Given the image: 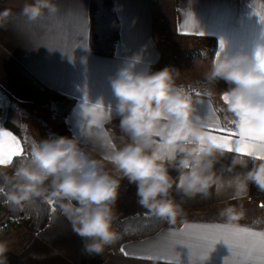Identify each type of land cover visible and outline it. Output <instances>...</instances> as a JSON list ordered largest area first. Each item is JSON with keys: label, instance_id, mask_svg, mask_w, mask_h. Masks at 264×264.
<instances>
[{"label": "crops", "instance_id": "1", "mask_svg": "<svg viewBox=\"0 0 264 264\" xmlns=\"http://www.w3.org/2000/svg\"><path fill=\"white\" fill-rule=\"evenodd\" d=\"M120 24V39L113 56L93 53L89 44L90 0H54L61 9L59 18H45L35 25L26 23L19 13L26 0H0V11L12 9L14 15L7 28H0V85L15 98L31 103L49 100L54 92H60L76 99L67 123L82 149L93 158L103 160L109 170L107 157L110 150L102 146L98 136L101 130L112 134L115 144L123 146L128 137L119 128L120 116L116 111L117 98L111 87L119 69L134 64L136 71H150L155 59L153 40L156 25L157 0H114ZM172 6L174 33L179 36L212 37L216 49L209 57L220 54L244 53L255 58V52L264 48V0H169ZM191 14L192 22L189 21ZM204 35H196L195 32ZM191 33V34H185ZM224 42L223 50L220 48ZM221 89L218 94L220 95ZM199 115L207 122L209 116L219 120L221 128H231L222 123L221 112L215 102V93L209 95L196 92L190 95ZM101 105L103 116L99 125L92 123L86 109ZM110 109V113L108 112ZM0 129L10 131L0 125ZM233 130V128H231ZM21 147L25 142L10 131ZM214 135L224 133L214 131ZM239 156L236 152H225L214 165L220 177L218 185L210 189L207 198H188L179 187V173L175 168L169 172L177 178V186L172 190L173 198L180 203L183 213L175 223L163 226L156 233L138 239H130L112 245L106 255L88 254L84 251V241L72 231L69 222L59 210L51 207L48 224L28 242L20 247H11L8 264H169L170 256L156 255L173 238L184 236L198 226L226 225V217L221 211L227 207L237 210H256L259 216L241 218L228 227L248 228L252 232H264V191L254 183L237 194L236 184L244 180L251 168L233 165ZM136 186L122 181L117 202V219L139 212L147 213L137 203ZM259 237L249 238V245ZM180 264H190V250L183 245L176 246ZM127 253V254H126ZM153 255L149 260L143 257ZM231 252L226 244L219 242L206 264H231ZM258 256V250L254 257ZM249 264H260L259 260Z\"/></svg>", "mask_w": 264, "mask_h": 264}, {"label": "clouds", "instance_id": "2", "mask_svg": "<svg viewBox=\"0 0 264 264\" xmlns=\"http://www.w3.org/2000/svg\"><path fill=\"white\" fill-rule=\"evenodd\" d=\"M60 13L54 0H30L19 15L35 25L45 18H59ZM13 15L9 8L0 11V28H7ZM256 52L254 59L244 53L220 54L212 58L203 78L210 86L220 81L229 85L220 94L221 122L238 132L241 140L264 143V70L258 68ZM177 75L171 67L136 71L133 63L119 69L111 87L121 117L119 128L128 142L117 146L108 130H101L98 136L110 150L107 161L111 170L103 160L85 152L75 137L33 140L28 155L11 175L0 167V194L6 195L5 202L21 211L36 201L54 202L72 231L83 239L88 254L103 253L120 238L114 222L125 179L136 186L139 206L175 223L183 208L173 198L177 178L169 169L179 173V187L186 197L207 198L210 189L220 183L213 169L226 152L210 138L204 118L195 115L191 96L176 86ZM249 159L252 166L242 183L247 188L252 182L264 191V160L236 158L233 165L247 167ZM221 215L229 226L243 218L244 210L228 207ZM260 244V240L253 241L231 264H249ZM10 250V241L0 239V264H8ZM211 253L199 250L194 259L189 257L190 264H206Z\"/></svg>", "mask_w": 264, "mask_h": 264}, {"label": "trees", "instance_id": "3", "mask_svg": "<svg viewBox=\"0 0 264 264\" xmlns=\"http://www.w3.org/2000/svg\"><path fill=\"white\" fill-rule=\"evenodd\" d=\"M197 38L205 39L208 43L203 44L205 48L198 46L194 50V55L201 59L211 56L216 49V40L209 36ZM119 39L120 24L116 14L115 1L90 0L89 44L93 53L102 56H113L117 50ZM43 103H50L55 110L52 118L54 130L49 132L47 137L43 139H54L59 136L75 137L68 126L67 118L76 103V99L60 92H54L49 100ZM43 103L39 105H43ZM31 105L38 106V103L21 101L9 94L0 85V125L18 135L25 144L28 136L22 131L23 120L26 118L24 107ZM29 150L30 148L26 147V155H28ZM21 159L23 157H15L13 164L10 167H4V170L11 175ZM5 200L6 195L0 194V217H2L0 224L3 225L0 231L8 233L7 226H10L11 229L22 227L29 238L37 235L48 224L51 207L55 206L58 209L54 202L50 204L36 201L32 205L26 206L23 211L14 210ZM169 223L166 219L144 212L119 218L114 222V229L118 232L120 238L113 245H118L130 239L150 236Z\"/></svg>", "mask_w": 264, "mask_h": 264}, {"label": "rangeland", "instance_id": "4", "mask_svg": "<svg viewBox=\"0 0 264 264\" xmlns=\"http://www.w3.org/2000/svg\"><path fill=\"white\" fill-rule=\"evenodd\" d=\"M30 2V0H26ZM155 54L154 61L150 64V72H156L164 67H171L178 71L175 83L176 86L185 90L188 95L194 92H203L209 94V90L215 93V102L217 106L222 105V98L218 92L223 88L229 87L224 81L218 82L215 86L208 85L204 78L203 73L210 65V59L205 57L201 59L194 55V50L199 46L205 48V39L192 38L187 36H179L174 33L172 23V6L169 0H157L156 2V25L154 33ZM208 43V42H206ZM225 91V90H224ZM47 102V101H44ZM43 103V102H41ZM40 104V103H39ZM38 106L24 107L26 118L23 120L22 131L28 136L26 146L30 148L33 140H39L47 137L48 133L54 130L52 118L54 115V107L50 103ZM223 117V113L221 112ZM228 208V207H227ZM239 210V209H238ZM258 211L254 210L244 211L245 218L251 219L258 217ZM2 217H0V220ZM1 222V221H0ZM3 225L0 224V228ZM9 229L8 233L0 231V239L10 241L11 247L24 246L29 239L26 231L21 227L18 229ZM115 230V229H114ZM28 237V238H27ZM112 245L105 248L101 255H106L112 251ZM112 253V252H110Z\"/></svg>", "mask_w": 264, "mask_h": 264}, {"label": "snow or ice", "instance_id": "5", "mask_svg": "<svg viewBox=\"0 0 264 264\" xmlns=\"http://www.w3.org/2000/svg\"><path fill=\"white\" fill-rule=\"evenodd\" d=\"M260 22L264 24V15L260 16ZM189 21L192 22L191 14H189ZM191 34V33H185ZM196 35L203 36V32H195ZM224 42L221 41L220 48L223 50ZM220 53H217V57ZM256 60L258 68L264 70V48H259L256 52ZM110 109L108 112L110 113ZM87 114L92 117V123L99 125L100 119L103 116V108L101 105H96L93 108L86 109ZM206 126L210 133V138L217 142V145L223 148L227 152H236L239 156L252 157L257 160H264V143H259L254 140L244 141L239 139V133L231 128L225 129L219 126V120L213 119L209 116L206 122ZM218 131L224 133L223 135H214L213 132ZM25 150L20 145V141L10 132L0 129V167H7L13 164L15 157L26 158ZM182 185V179L180 180ZM238 189L237 194H241L246 188L242 181H238L236 184ZM219 188V185H218ZM48 203H52L49 201ZM264 207V204L261 205ZM259 237L261 241L260 248L258 249V256L254 257L255 260H259L260 264H264V232H252L248 228H236L233 229L224 225H206L198 226L186 232L184 236L176 237L173 234V238L170 239L163 248L156 250V255L170 256L172 259L169 264H180L179 256L176 255V246L183 245L190 250V256L195 258L196 253L201 250L213 251L215 246L219 242L226 244L231 252V258L242 257L248 248L249 238ZM127 254V253H126ZM146 259H153V255L143 257ZM225 264H228L225 261Z\"/></svg>", "mask_w": 264, "mask_h": 264}]
</instances>
